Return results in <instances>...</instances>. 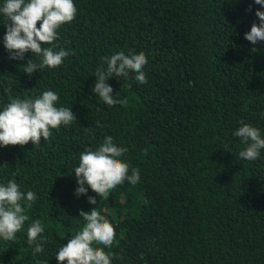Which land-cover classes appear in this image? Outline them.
Returning a JSON list of instances; mask_svg holds the SVG:
<instances>
[{
	"label": "trees",
	"instance_id": "obj_1",
	"mask_svg": "<svg viewBox=\"0 0 264 264\" xmlns=\"http://www.w3.org/2000/svg\"><path fill=\"white\" fill-rule=\"evenodd\" d=\"M73 2L74 20L43 45L69 55L31 76L24 65L36 58L9 59L0 13V111L11 99L51 90L55 106L77 117L37 147L0 145V185L15 180L25 196L36 194L20 202L29 219L15 238H0V264H60L56 254L86 224L80 211L94 207L115 229L110 248L92 244L111 264H264V149L255 161L241 159L247 145L233 135L248 124L264 138V41L245 39L264 7L254 0ZM119 52L146 55L147 83L135 73L109 78L113 96L127 100L109 107L92 87L97 69L107 67L102 58ZM108 136L127 149L118 159L129 175L139 169V182L125 180L106 199L90 187L77 197L81 154ZM37 220L46 243L33 255L27 229Z\"/></svg>",
	"mask_w": 264,
	"mask_h": 264
},
{
	"label": "clouds",
	"instance_id": "obj_2",
	"mask_svg": "<svg viewBox=\"0 0 264 264\" xmlns=\"http://www.w3.org/2000/svg\"><path fill=\"white\" fill-rule=\"evenodd\" d=\"M255 4L264 7V0H254ZM3 15V26L6 34L3 37L4 47L9 52V59L24 60L25 54L31 52L40 63L29 60L24 66L29 76L44 68L55 69L63 63L69 52L60 48L54 51L51 45L57 37V29L61 25L74 20L77 8L73 0H5L0 7ZM255 16L259 23H253L251 30L245 33V39L253 45L264 41V11L256 10ZM38 22L40 26L37 27ZM254 50V49H253ZM107 67L98 68L95 76L98 79L92 87V92L107 106L117 104L126 105L127 100L113 96V88L108 83L111 77L128 78L135 73V81L146 84L147 78L143 67L148 63L143 52L125 55L119 52L111 57L102 58ZM39 82V81H38ZM11 97V88L5 89ZM58 94L45 91L35 99H11L3 111H0V145H26L32 142L41 144V138L47 141L51 135L50 129H59L63 124H71L77 119L72 108H57ZM97 126H102L96 121ZM247 145L239 153L241 159L255 161L264 149V138L259 130L251 125L242 124L234 133ZM126 148L117 146L113 138L108 136L95 151L88 150L81 154L79 165L75 168V178L78 187L75 190L77 197L87 195L88 188L101 198H107L110 190L125 180L133 186L140 180L139 169H132L129 175V166L118 157H122ZM87 185L88 187H85ZM34 202L36 194L32 191H20L15 180L8 181L7 185H0V238L13 240L15 234L22 229L29 218L23 214L25 209L20 203L22 200ZM88 202L97 205L93 196H88ZM79 216L86 221L82 231L73 235L66 245H63L56 259L60 264H111V259L103 249L93 248V242L111 247L115 239V229L108 220L96 209L90 212L80 211ZM44 227L39 220L30 224L27 229L28 244L34 245L33 255L43 252L46 239L41 236ZM39 237V242H38Z\"/></svg>",
	"mask_w": 264,
	"mask_h": 264
}]
</instances>
